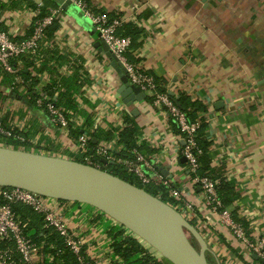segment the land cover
<instances>
[{
  "label": "crops",
  "instance_id": "0c3cea01",
  "mask_svg": "<svg viewBox=\"0 0 264 264\" xmlns=\"http://www.w3.org/2000/svg\"><path fill=\"white\" fill-rule=\"evenodd\" d=\"M32 1L43 4V0ZM0 2H6L0 11L1 29L14 38L23 37L36 13L26 7L24 0H17V8H12L9 0ZM88 3L95 12L118 16L123 23L136 21L143 33L132 39L128 57L162 79L169 92L177 97L184 93L190 101L204 105L206 110L199 113L198 119L204 118L207 123L212 164L236 193L227 208L247 223L251 238L264 234V0ZM58 6L56 3L53 7ZM58 16L60 27L53 37L42 41L36 55H26L30 57L18 62L23 75L0 68V122L23 138L18 141L11 136L12 140L20 143V148L36 153L69 159L76 154L77 141L33 105L30 93L50 92L56 99L61 95L63 103L67 97L75 106V110H67L63 104L67 117L72 123L77 118L91 119V129L101 131V140H105L103 132L111 136L122 126L123 114L132 116L138 127V149L153 159L164 175L171 176L174 171L188 197L200 205L202 219L209 222V263L243 264L240 247L226 227L203 213L202 192L199 187H190L188 169L181 157L177 160L179 167L171 170L170 162L178 156L180 144L172 122L145 99L131 106L122 104L116 92L119 77L106 54L94 46L98 38L92 35V25L72 6L62 9ZM11 78L17 90L11 88ZM92 141L97 142L94 136ZM55 210L68 230L84 240V250L94 264L143 262L138 252L116 251L114 238L120 227L95 208L67 201L57 204ZM41 247L35 257L37 264H71L69 259L63 262ZM152 254L159 264H171Z\"/></svg>",
  "mask_w": 264,
  "mask_h": 264
},
{
  "label": "built area",
  "instance_id": "2783aa9c",
  "mask_svg": "<svg viewBox=\"0 0 264 264\" xmlns=\"http://www.w3.org/2000/svg\"><path fill=\"white\" fill-rule=\"evenodd\" d=\"M68 1L70 6L79 11L85 20L92 25L98 38L107 44L116 59L124 66L128 82L139 87L146 95L145 100L148 101L147 97H149L151 100L148 102L175 124L174 133L180 141L179 154L170 162V168L172 170L179 167L178 157L184 159L186 169H188L187 178L190 187L193 189L199 187L202 192L201 208L203 213L204 211L207 212L206 216L215 217L226 227L240 247L238 254L243 264H264V234L251 238L243 225L234 219L232 212L223 206L217 190L218 182L199 173L201 163L198 157L202 150L198 145L197 135L202 122L206 123L204 118L191 121L186 112L178 106L175 94L171 96L168 89V92L160 90V87H164L163 83H159L156 77L146 71L142 65L129 60L127 53L131 48L132 38L129 35H123L120 31L124 22L122 19L118 16H111L107 12H95L84 0ZM61 10L60 6L49 8L48 13L43 18L34 21L32 34L20 41L14 40L10 33L0 27V68L10 74L17 75L18 68L13 66L11 60L18 59L22 55H36L44 40L46 27L53 22ZM134 10L136 14L139 13L136 6H134ZM164 88L166 89V87ZM55 101V94L50 96L46 92H40L37 94L35 106L45 111L54 125H58L67 135L77 141L76 154L72 157L73 160H75L74 157H77L83 163L100 169L102 165L117 163L133 174L143 186L153 185L163 188L167 197L172 200L171 203H167L192 223L207 242V238H210L208 234H211L209 222L202 219L200 205L198 206L194 200L188 197V194L180 186L179 179H175L174 171H172L171 176L164 175L159 171L155 161L146 157L141 150L138 148L128 150L118 143L119 131L126 125L124 121L126 114L122 115V126L115 130L109 139L99 141L96 146L92 147L89 145L92 140L89 130L88 132L82 131L77 137L70 134L71 120L65 114L64 109L55 104ZM141 101H134L133 103ZM121 103L124 104L122 101ZM84 122L85 119L77 118L71 125L74 128H79L83 126ZM90 130L92 131L91 127ZM3 136H12L16 137L18 141H23L22 137L16 136L10 129L4 128L0 122V139ZM0 146L5 145L0 143ZM12 148L14 147L12 146ZM17 149L25 150L20 146ZM94 156L102 159L103 164L99 163L97 159L95 160ZM162 193V191H158L156 197L160 198ZM0 196L4 200V203H0V244H5L4 247L0 248V264H37L35 257L40 246L25 233L21 217L12 208V205L16 203L26 205L41 215L43 226L58 233L75 256L78 264H94L84 250V240L68 230L63 217L55 210L56 205L60 204L58 200L39 196L20 188L1 186ZM153 261L151 264H159L158 258L154 257Z\"/></svg>",
  "mask_w": 264,
  "mask_h": 264
},
{
  "label": "water",
  "instance_id": "95a60500",
  "mask_svg": "<svg viewBox=\"0 0 264 264\" xmlns=\"http://www.w3.org/2000/svg\"><path fill=\"white\" fill-rule=\"evenodd\" d=\"M53 1L62 9L70 6L68 0ZM94 33L93 29L92 35ZM94 46L106 54L117 73L120 84L116 92L122 102L131 106L134 101L145 99L144 92L128 82L126 69L107 44L98 38ZM0 186L89 205L171 264H210L206 240L179 211L145 189L103 169L69 158L0 146Z\"/></svg>",
  "mask_w": 264,
  "mask_h": 264
},
{
  "label": "trees",
  "instance_id": "16d2710c",
  "mask_svg": "<svg viewBox=\"0 0 264 264\" xmlns=\"http://www.w3.org/2000/svg\"><path fill=\"white\" fill-rule=\"evenodd\" d=\"M9 1H10V6L12 8L19 7L18 5L20 4V2H17V0H9ZM24 1H26V7L31 12L36 13V15L32 19V22L28 26V28L25 32V35L23 37H21V38L12 37L14 40H17V41H20V40H23V38L29 37L33 32L34 21L37 19L43 18L48 13L49 8H53V6H56V3L53 0H43V4L40 6L37 5L35 2H33L32 0H24ZM84 1H86V3L89 5L88 0H84ZM5 3L6 2H0V11H2L4 9ZM59 22H60L59 16L54 18L53 22L49 26L46 27L43 39H50L51 37H53L54 33L60 27ZM120 31L122 32L123 35L131 36L132 39H136L138 36H140L141 33H143L142 29L140 27H138V24L136 23V21H129V22L123 23L122 27L120 28ZM28 57H30V56H26V55L23 56L22 55L18 59L16 58V59L11 60L13 66L18 68L17 69L18 75H23L25 73L22 68L18 67V62L21 61L22 59L27 60ZM128 58L132 62L135 61V59H133L130 56ZM38 69H40V67ZM33 78L34 77H32V83L35 82L33 80ZM156 80L159 83H164V81L160 78L156 77ZM10 85H11V88L13 90H17V88H18V87H16L17 83L15 82V80L13 81L12 78L10 80ZM47 89H48V91L52 90L51 87H48ZM160 90L168 92L167 89H165L164 87H160ZM49 95H51L50 92H49ZM30 96H31V99L33 100L32 101L33 105H35L37 95L30 93ZM63 96H65V95H63ZM66 98L67 97H65L66 103H63V99H61V95H59V97L55 101V104L57 106H61V107L66 105L67 110H69V109L75 110V106L72 105V101H70L68 98L67 99ZM147 100L150 101L151 99L149 97H147ZM175 100H176L178 106L183 111L186 112L188 118L191 121H195L196 119H198V117L200 115L199 113L206 110L204 105H202L201 103L195 102V101H190L189 97L187 95H185L184 93L179 94ZM64 111H65V114L67 115V111L66 110H64ZM200 119L202 120V118H200ZM124 121H125L126 125L124 126V128H122L119 131V137L120 138H119L118 143L122 144L125 147V149H128V150L132 149V148H139L137 146V142H136L137 134H138V129H137L138 127L134 121V118L132 116L126 115L124 117ZM170 121L172 122V120H170ZM71 124H72V121L70 122V126H69L70 127V134L72 136L77 137L79 134L82 133V131L88 132V130H89L90 131L89 134L91 136H94L96 138L97 142L102 141L100 139L101 138V136H100L101 131H99L97 129H95L94 131L90 130V127L93 125V121H91V119H88V118L85 119L83 126L79 127V128H74L73 125H71ZM172 125L174 126V130H176V128H175L176 126L173 122H172ZM206 129H207V123L202 122V124L200 126V130L198 131V135H197V142H198L199 147L202 150V153L198 157L199 162L201 163L199 173L201 175L209 176L218 182L217 183V190H218L219 196L221 197V200H222L221 202H222L224 207H227L228 205H230L233 202L232 200H234V198L236 197V193H234L232 186L226 181L223 173L218 172V170H216L212 164L211 156L209 153V146H210L211 142L208 139V136L206 134ZM103 133H104V139L105 140L110 138L109 132L105 131ZM97 142L95 143L91 140L89 142V145L94 147L97 145ZM0 143L5 145V146L11 145L15 149H17L19 146H21L20 143L13 141L11 136L1 137ZM94 158H95V160L97 159L99 163L103 164L102 159H100V158L98 159L96 156H94ZM74 159L76 161L82 162V160L77 158V157H74ZM101 169H103V170H105L111 174H114L116 176H119V177L125 179L126 181L137 185L138 187L145 189L146 191L153 194L154 196H156L158 194V191H162L163 193L160 196V199L165 201V202H170V203L172 202V200L167 197V193L163 188H159L158 186H153V185L152 186H143L142 184H140L136 180V178L133 174L126 171L124 169V167H122L121 165H119L117 163H108L106 165H102ZM58 201L60 203L67 202V201H63V200H58ZM0 203H4V200L1 198V196H0ZM12 208H13L14 212L21 217V220L23 221L25 233L37 245H39V246L42 245L41 248H42L43 252H45V253L50 252L51 255H53V256L57 255L63 260V262H66L69 259L71 261V264H78L75 256L69 250L67 245L64 243L63 239L58 235V233L51 228H45L43 226L44 223H43V218L41 215L35 213L30 207L23 205V204H19V203L13 204ZM232 216L234 217L235 220H237L238 222H240L243 225V227L245 228L246 231H248L247 223L243 219L238 218L237 216H234V215H232ZM119 227H120V229L117 230V232L115 233L116 236L114 238L116 240V243H115L116 251H120L121 253H123L125 250L132 251V253L138 252L142 256L143 262L142 263L140 262L141 264H151V262L154 260V256L152 253L153 252L157 253V252L155 250H153L151 247H149V245L145 244L143 241L136 238L134 235L130 234V232H129L128 236L124 235V232L126 231V229H124L121 226H119ZM39 240H41V241H39ZM4 245H5L4 243L0 244V248L4 247ZM52 246H54V247H52ZM52 248H55V249H52ZM150 250L153 252H151ZM42 264H47V263L44 261Z\"/></svg>",
  "mask_w": 264,
  "mask_h": 264
},
{
  "label": "rangeland",
  "instance_id": "374dc122",
  "mask_svg": "<svg viewBox=\"0 0 264 264\" xmlns=\"http://www.w3.org/2000/svg\"><path fill=\"white\" fill-rule=\"evenodd\" d=\"M91 207V206H90ZM190 239L192 240V242L194 243V244H196V242L194 241V239L190 236ZM157 254V253H156Z\"/></svg>",
  "mask_w": 264,
  "mask_h": 264
}]
</instances>
